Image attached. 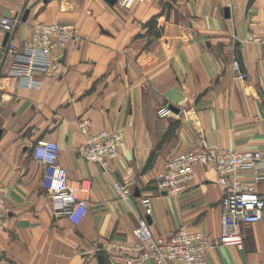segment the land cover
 <instances>
[{
	"label": "crops",
	"instance_id": "0c3cea01",
	"mask_svg": "<svg viewBox=\"0 0 264 264\" xmlns=\"http://www.w3.org/2000/svg\"><path fill=\"white\" fill-rule=\"evenodd\" d=\"M3 16L19 19L15 46L36 23L75 27L78 40L56 53L60 71L38 89L18 88L6 76L10 55L0 52V195L8 209L0 264H112L100 248L133 240L143 198L151 201L145 220L154 237L180 228L218 237L223 189L215 170L194 166L178 197L160 191L157 176L168 159L204 143L264 158V45L250 41L264 40V0H146L130 10L106 0H0ZM82 120L88 134L124 133L104 169L76 153ZM40 139L57 143L69 181L88 188L79 225L51 211L43 165L31 156ZM241 177L252 183L250 173ZM123 179L132 193L126 200L114 188ZM254 186L264 195V180ZM242 232L241 249L215 247L206 264H264V211Z\"/></svg>",
	"mask_w": 264,
	"mask_h": 264
},
{
	"label": "built area",
	"instance_id": "2783aa9c",
	"mask_svg": "<svg viewBox=\"0 0 264 264\" xmlns=\"http://www.w3.org/2000/svg\"><path fill=\"white\" fill-rule=\"evenodd\" d=\"M145 1L116 0V3L122 9L130 10ZM18 24L17 17L0 18L1 31L9 34L5 46L0 47V52L5 50L10 55L6 76L15 79L18 88L38 89L42 77L59 73L60 62L55 55L78 40V31L64 24L36 23L29 37L15 46L11 38ZM250 41L264 45L261 38ZM232 67L239 79L246 78L237 57L233 58ZM78 128L85 140L77 147V155L98 164L101 169L117 157L124 143L122 130H101L88 134L85 120L78 122ZM59 152L57 143L40 139L33 146L31 156L43 165L40 184L50 198L52 213L79 225L89 209L88 188L72 185L67 171L58 163ZM196 165L211 166L217 174L216 183L223 189L219 236L210 238L201 232L180 228L169 237H154L145 220L151 214V201L143 198L140 203L144 216L139 218L132 231L133 240H111L100 248L112 264H141L147 260H152L154 264H206L208 252L215 247H243L242 229L256 224L263 217L264 195L258 193L254 185L264 180V158L256 151H220L204 143L197 150L168 159L157 176L158 189L170 197L180 196L193 179ZM244 172L250 173L252 183L241 177ZM114 188L119 198L126 200L131 197L129 179L115 183ZM7 220L8 209L0 195V227H5Z\"/></svg>",
	"mask_w": 264,
	"mask_h": 264
},
{
	"label": "water",
	"instance_id": "95a60500",
	"mask_svg": "<svg viewBox=\"0 0 264 264\" xmlns=\"http://www.w3.org/2000/svg\"><path fill=\"white\" fill-rule=\"evenodd\" d=\"M109 4L113 5L116 0H106ZM27 14H28V11H26L22 17V21H25L26 20V17H27ZM224 14H225V17H228V9H224ZM9 38V34L8 33H5L4 34V37H3V41H2V45L5 46V44L7 43V40ZM1 135H2V131L0 129V138H1Z\"/></svg>",
	"mask_w": 264,
	"mask_h": 264
}]
</instances>
